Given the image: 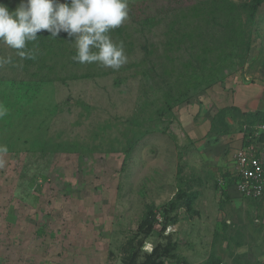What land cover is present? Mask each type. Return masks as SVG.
Returning <instances> with one entry per match:
<instances>
[{
	"label": "rangeland",
	"instance_id": "rangeland-1",
	"mask_svg": "<svg viewBox=\"0 0 264 264\" xmlns=\"http://www.w3.org/2000/svg\"><path fill=\"white\" fill-rule=\"evenodd\" d=\"M248 2L128 0L118 69L74 61L65 32H38L56 43L27 69L0 43V264H126L157 245L167 264H264V196L229 180L264 124V4ZM11 81L39 92L19 103Z\"/></svg>",
	"mask_w": 264,
	"mask_h": 264
},
{
	"label": "clouds",
	"instance_id": "clouds-1",
	"mask_svg": "<svg viewBox=\"0 0 264 264\" xmlns=\"http://www.w3.org/2000/svg\"><path fill=\"white\" fill-rule=\"evenodd\" d=\"M128 13V0H20L14 11L0 3V43L26 58L23 49L37 39L38 32L47 30L53 38L65 32L74 38V61L118 69L127 58L123 43L113 42L110 32L128 19ZM5 114L0 105V117ZM6 151L0 147V152Z\"/></svg>",
	"mask_w": 264,
	"mask_h": 264
},
{
	"label": "trees",
	"instance_id": "trees-1",
	"mask_svg": "<svg viewBox=\"0 0 264 264\" xmlns=\"http://www.w3.org/2000/svg\"><path fill=\"white\" fill-rule=\"evenodd\" d=\"M264 4V0H249V2L245 5H242L241 8L250 11L251 14H255L259 8ZM253 16V15H252ZM53 43H56V40L53 38H42L41 35H37V39L32 42H27L26 48L23 49V51L26 52L27 57L21 58L20 56V63L22 68H30L32 67L36 61L41 62L44 65V58L43 54L45 49L50 50L52 48ZM37 73H33V77H37ZM48 78L46 75L42 80L45 81ZM13 83V81L8 83V87L10 89V92L14 94V99H18L17 102L26 104L30 103L31 100L35 98L37 93L39 92L38 86H27L28 83L20 82L19 84ZM24 84V85H22ZM24 90V92H22ZM25 91H31L30 95L28 92ZM21 99V100H20ZM219 117H224V110H221L219 113ZM264 117V115H263ZM184 195L182 193H179L177 195L176 200L181 201L184 199L186 201L185 206L187 210H191L193 199L195 196H189L188 198H183ZM186 199V200H185ZM170 207L173 209L178 208L175 202H172L170 204ZM164 220H167L166 217H164ZM156 214L153 213L152 209L148 208L146 210V214L144 216V219L141 223V227L144 233V236L148 235L156 223ZM143 243L139 245V248H141ZM169 256V249L162 248L161 246L157 245L153 247L150 253H146L143 255V258L140 262H138V253H134L131 257V259L126 264H167L165 260ZM170 264V263H169Z\"/></svg>",
	"mask_w": 264,
	"mask_h": 264
},
{
	"label": "built area",
	"instance_id": "built-area-1",
	"mask_svg": "<svg viewBox=\"0 0 264 264\" xmlns=\"http://www.w3.org/2000/svg\"><path fill=\"white\" fill-rule=\"evenodd\" d=\"M236 192L245 199L262 200L264 196V124H259L241 136L239 149L229 172Z\"/></svg>",
	"mask_w": 264,
	"mask_h": 264
},
{
	"label": "crops",
	"instance_id": "crops-1",
	"mask_svg": "<svg viewBox=\"0 0 264 264\" xmlns=\"http://www.w3.org/2000/svg\"><path fill=\"white\" fill-rule=\"evenodd\" d=\"M241 143V142H240ZM240 147V146H239Z\"/></svg>",
	"mask_w": 264,
	"mask_h": 264
}]
</instances>
